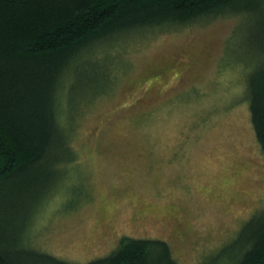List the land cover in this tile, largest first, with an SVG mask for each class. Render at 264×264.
Instances as JSON below:
<instances>
[{
    "label": "rangeland",
    "instance_id": "obj_1",
    "mask_svg": "<svg viewBox=\"0 0 264 264\" xmlns=\"http://www.w3.org/2000/svg\"><path fill=\"white\" fill-rule=\"evenodd\" d=\"M237 25L221 16L97 50L110 61L71 82L86 100L71 127L75 161L25 223L23 246L73 264L109 255L126 237L166 242L177 264L229 246L264 209L245 89L256 58ZM105 70L112 87L90 99L108 87Z\"/></svg>",
    "mask_w": 264,
    "mask_h": 264
},
{
    "label": "trees",
    "instance_id": "obj_2",
    "mask_svg": "<svg viewBox=\"0 0 264 264\" xmlns=\"http://www.w3.org/2000/svg\"><path fill=\"white\" fill-rule=\"evenodd\" d=\"M221 16L238 18L235 29L256 58L245 89L264 156V0H0V264H73L23 246L21 237L75 161L71 127L86 100L71 94V82L110 61L96 59L97 50ZM109 76L105 70L108 87L90 99L112 87ZM86 264L177 262L162 240L126 237ZM202 264H264V209Z\"/></svg>",
    "mask_w": 264,
    "mask_h": 264
}]
</instances>
